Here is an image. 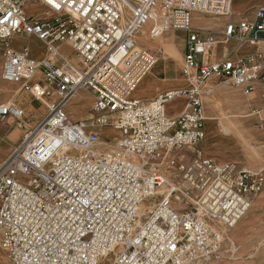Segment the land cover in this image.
Returning <instances> with one entry per match:
<instances>
[{"label":"built area","instance_id":"obj_1","mask_svg":"<svg viewBox=\"0 0 264 264\" xmlns=\"http://www.w3.org/2000/svg\"><path fill=\"white\" fill-rule=\"evenodd\" d=\"M28 2L49 12L26 15ZM195 14L231 16L232 0H0L2 78L27 82L37 100L55 97L0 161V246L11 264H204L233 254L234 240L213 225L230 229L244 217L264 191V169L203 154L204 98L212 77L248 92L264 82L261 51L219 52L231 41L259 43L264 4L256 21H230L220 38L196 28ZM170 31L186 34L182 70L191 84L132 97L159 60L151 43ZM19 34L37 37L49 56L13 49ZM64 45L81 66L56 63ZM38 72L42 79L28 84ZM82 90L95 97L84 122L67 111ZM181 97L186 109L169 116ZM8 114L21 119L23 110L0 104V117Z\"/></svg>","mask_w":264,"mask_h":264},{"label":"crops","instance_id":"obj_2","mask_svg":"<svg viewBox=\"0 0 264 264\" xmlns=\"http://www.w3.org/2000/svg\"><path fill=\"white\" fill-rule=\"evenodd\" d=\"M263 4L264 0H232L233 15L209 17L195 14L193 20L197 21V24H193L196 28L209 31L220 38L226 24L230 21L239 22L243 17L250 22L256 21L254 11ZM41 6L43 7L42 4ZM175 36L178 38L186 37V34L179 32ZM260 38L257 45L247 41L223 43L219 52L230 53V56L234 58L244 57L258 51L264 54V34H261ZM68 51V47H65L64 52L68 53ZM46 54L45 51L42 53L43 56ZM184 54L185 44L177 57L179 64L181 60L184 62ZM33 58L36 59L37 57ZM3 62V58L0 57V104H15L23 110V116L21 119L12 114L0 117V161L8 157L21 143L24 133L35 127L43 119L48 112L49 105L55 101L53 96L37 100L32 92L26 88L27 82L12 83L5 81L2 78ZM62 67L66 69L65 66ZM41 79L42 75L38 72L36 78L28 84ZM190 81L191 79L177 68L170 65H163V67L155 65L140 82L133 93V97L150 100L168 90L187 88L191 84ZM208 86L214 94L209 97L211 98L210 102L205 103L204 99L205 135L200 143L203 154L217 163H234L241 169H264V82H257L255 88L249 92L216 77H212L208 81ZM82 91L87 99H95L92 91ZM218 97L224 101V108L230 110L232 115L227 117L225 121L218 120L214 130H211L207 125L206 115L208 117L215 116L218 119L219 114L215 110V99ZM88 103L90 102H87L82 110H77L74 102L69 103L67 111L77 121L85 120ZM92 107L93 105L91 111ZM186 107L187 100L183 97L177 98L169 103L168 115L178 117ZM103 130L105 132V129ZM262 236H264V191L254 199L250 209L237 225L235 232L230 234V239L241 243L243 255L238 257L226 255L219 261L204 264H264V249L254 250L258 239ZM226 246L228 247L229 244L226 243Z\"/></svg>","mask_w":264,"mask_h":264},{"label":"rangeland","instance_id":"obj_3","mask_svg":"<svg viewBox=\"0 0 264 264\" xmlns=\"http://www.w3.org/2000/svg\"><path fill=\"white\" fill-rule=\"evenodd\" d=\"M40 10H42L41 12L43 13V15H45L46 13L49 12V9L45 5H43V7H42L41 4H40L39 9L36 11V13H33L32 15L38 14V12H40ZM25 13L27 14L26 9H25ZM193 23L197 24V21L193 20ZM206 32H209V31H206ZM178 33L179 32H172V31H170L168 33H164L160 37H157L155 42L151 43V47L150 48L153 49V51L156 53V55L159 58V60L156 63V65H160L161 67H163V65H170L173 68H177V69L183 71L182 70L183 61L181 60L180 64H179V62L177 60V57H178L179 53L182 52V47L184 46L185 36H182V37L178 38V37L175 36ZM11 46L16 48V49H21L23 46H27V47H29L31 49L33 56H36L37 58L43 57L42 53L44 51L47 52V48L45 47V44L41 40H39L37 37H35L33 35L30 36V35H27V34H25V35L24 34H19L14 39H12ZM65 47H68V49H69L68 53L64 52V48ZM47 54L49 56V50H48ZM69 54H71V55H69ZM64 59H67V60L71 61L73 64L80 65L79 58L72 51L71 47L68 46V45H64L63 47H61L60 55L56 59V63L58 65H60V66H65L66 70L69 71L70 69L68 68L67 64L64 62ZM209 89H210V87H209ZM88 91H91V90H88ZM213 94L214 93H213V90H212L210 92V94L206 95V97L204 98L205 99V103L210 102L211 98H209V97H211ZM72 102H74V106H75V108L77 110H82L83 106L85 104H87V102H90V103H88L87 116L85 117V120L83 119V120H78V121H83L84 122V121L88 120L91 117V114H92L91 113V106L94 105L95 99H92V100H91V98L87 99V96H85V93H83V91H81L78 94V96H76L70 103H72ZM223 102L224 101L221 100L220 97L215 99V103H216L215 104V110L219 114L218 119L215 116L211 117L208 120L206 119L207 123L211 122V126H209V128L211 130H214V127L216 125V122H218V120L225 121L227 119V117L232 115V112L230 110L224 108L225 104ZM216 105H218V106L216 107ZM70 117L74 121H77L74 116L70 115ZM104 133L113 135V134H115V131L114 130L105 129ZM154 203L155 202L144 204L142 211L143 212L149 211L150 209H152ZM183 207H185V205L180 206V208H183ZM239 222L233 228H230V229L225 228V227H221V226L216 225L214 223H213L214 224L213 226H214V228L216 230L222 232L223 234H225V235L229 236V238H231L230 234L235 232ZM235 243H236V249L233 251L232 256L233 257H238V256L243 255V253H241V246H242L241 243L237 242V241ZM226 248H227V246H226ZM260 249H264V236H262L260 239H258V241H257V243L255 245V248H254V250H256V251H260ZM112 262H113V260L110 257L108 261H106L104 263H101V264H111ZM0 264H11L9 256L2 249L1 246H0Z\"/></svg>","mask_w":264,"mask_h":264},{"label":"bare ground","instance_id":"obj_4","mask_svg":"<svg viewBox=\"0 0 264 264\" xmlns=\"http://www.w3.org/2000/svg\"><path fill=\"white\" fill-rule=\"evenodd\" d=\"M27 6H25L26 8V12H27V14L28 15H30V14H33V13H36V11L39 9V7H40V3L39 2H28V4H26ZM26 14V15H27ZM14 36H18V35H14ZM13 36V37H14ZM26 38V37H25ZM30 49V48H29ZM30 53H31V50H30ZM47 53V52H46ZM31 55H33L32 53H31ZM33 57H36V56H33ZM48 57V54H46L45 56H43V57H41V58H37L39 61H41V60H44V59H46ZM158 57V56H157ZM65 69V68H64ZM66 70V69H65ZM132 97H133V94L131 95ZM211 117H208L207 115H206V119L208 120V119H210ZM209 126H211V122H208L207 123ZM166 174H169L171 177L174 175L173 174V172H166ZM171 177L169 178V179H171ZM253 203V202H252ZM248 212V211H247Z\"/></svg>","mask_w":264,"mask_h":264}]
</instances>
